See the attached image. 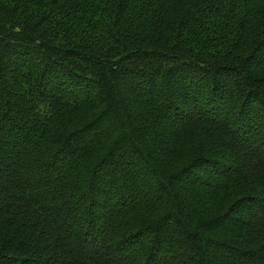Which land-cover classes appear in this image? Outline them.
I'll use <instances>...</instances> for the list:
<instances>
[{
	"label": "trees",
	"instance_id": "obj_1",
	"mask_svg": "<svg viewBox=\"0 0 264 264\" xmlns=\"http://www.w3.org/2000/svg\"><path fill=\"white\" fill-rule=\"evenodd\" d=\"M0 264H264V0H0Z\"/></svg>",
	"mask_w": 264,
	"mask_h": 264
}]
</instances>
